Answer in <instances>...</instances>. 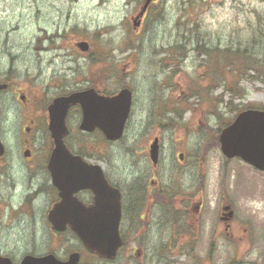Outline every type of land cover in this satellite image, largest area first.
Masks as SVG:
<instances>
[{
	"label": "rangeland",
	"instance_id": "rangeland-1",
	"mask_svg": "<svg viewBox=\"0 0 264 264\" xmlns=\"http://www.w3.org/2000/svg\"><path fill=\"white\" fill-rule=\"evenodd\" d=\"M142 1L0 0V82L12 85L0 109L21 116L19 98L12 104L17 89L34 99L36 112L61 93L129 87L134 104L123 138L114 144L92 138L109 172H149L146 143L158 136L159 181L201 194L204 206L183 221L184 239L128 240L118 264H264V171L226 157L219 142L240 111L264 109V81L241 77L221 54L215 63L196 49L198 42L221 49L246 44L255 32L264 48V0H159L135 28ZM82 41L90 43L88 52L75 46ZM221 203L235 212L231 238L218 219ZM161 224L149 229L159 232ZM7 237L14 246L2 240L3 247L16 253L31 252V242L39 253L53 248L54 240ZM64 243L59 253L72 248V240ZM127 247L143 252L127 259Z\"/></svg>",
	"mask_w": 264,
	"mask_h": 264
},
{
	"label": "flooded vegetation",
	"instance_id": "flooded-vegetation-1",
	"mask_svg": "<svg viewBox=\"0 0 264 264\" xmlns=\"http://www.w3.org/2000/svg\"><path fill=\"white\" fill-rule=\"evenodd\" d=\"M7 84L8 88L0 92V101L12 89V85ZM64 95L67 94L61 93L49 103H42L41 109L35 112L34 99L17 89L11 95L13 100L15 99L12 104L19 98V102L24 106L21 116H7L3 113L5 109H0V260L21 264L26 256L53 255L59 261L66 262L72 255H77L78 264H118L117 260L124 256L123 250L128 240H178L179 237L184 239L187 233L182 230L183 221L201 212L204 206L203 196L174 190L160 182L156 170L158 163H152L149 172L141 177L136 174L126 177L111 174L101 146L92 144V138L103 141L105 137L98 128L88 133L79 130L82 111L78 106H71L66 114L68 133L64 142L71 153L82 157L89 166L99 167L108 184L119 191L122 214L118 233L122 245L114 258L102 257L90 251L69 226L64 230L54 227L49 215L61 201V197L49 170L51 154L55 147L51 135L49 105L56 97ZM12 123L16 129L11 128ZM105 141L107 144L116 143L106 139ZM146 144L147 149L150 144ZM182 156L183 154L181 158ZM74 197L88 208L95 204L94 192L90 189L80 190ZM234 213L231 206L221 203L218 219L230 238L233 236ZM139 223L143 225L136 231ZM159 223H162L159 232L153 228L149 229ZM13 232L23 238L27 237L25 240H54L53 248L39 253L37 242H31V252H12L11 247H3L2 240L9 243L4 245L14 246L10 241L14 239L9 240L7 237ZM38 235L40 238H37ZM65 240H72V248L59 253L65 246ZM127 250V259L143 252V248L127 247Z\"/></svg>",
	"mask_w": 264,
	"mask_h": 264
},
{
	"label": "water",
	"instance_id": "water-1",
	"mask_svg": "<svg viewBox=\"0 0 264 264\" xmlns=\"http://www.w3.org/2000/svg\"><path fill=\"white\" fill-rule=\"evenodd\" d=\"M153 1L145 0L134 19L136 27ZM77 46L82 51L88 50L87 42L77 43ZM5 88V85L0 84V91ZM132 96V91L127 87L114 95H103L90 88L58 97L49 106L55 146L49 170L61 197V201L50 212L49 219L57 230L69 226L90 251L107 258H114L122 244L118 233L122 214L120 194L108 184L99 167L89 166L82 157L70 152L63 140L68 133L65 118L71 106L80 105L83 113L80 124L82 131L90 132L99 128L108 140L117 141L123 137ZM219 142L226 157H239L257 170L264 171V110L247 109L239 113L221 131ZM149 153L151 161L158 163V137L151 143ZM86 189L92 190L95 196V204L89 208L74 197L75 193ZM0 264L10 262L0 260ZM21 264H78V258L72 255L68 261L62 262L53 255L26 256Z\"/></svg>",
	"mask_w": 264,
	"mask_h": 264
},
{
	"label": "trees",
	"instance_id": "trees-1",
	"mask_svg": "<svg viewBox=\"0 0 264 264\" xmlns=\"http://www.w3.org/2000/svg\"><path fill=\"white\" fill-rule=\"evenodd\" d=\"M255 35L256 32L246 44H239L238 46H229L221 49L218 47H208L207 44L198 42L196 49L201 55H207L215 63L217 57L219 58V54H221L222 57L220 58H222L224 65L230 69L234 65L241 77L249 76L250 78H254L258 76L264 81V48L261 44L257 47L261 38H259V36L254 38ZM129 46H132V44ZM180 47L184 48V44L181 43L177 45L178 49H180ZM241 77L239 79H241ZM239 82L240 81L237 82L235 89L241 91ZM195 91L198 92L197 90ZM230 91L232 90L230 89ZM196 92L193 93L196 94ZM238 110L239 109H237V111Z\"/></svg>",
	"mask_w": 264,
	"mask_h": 264
}]
</instances>
